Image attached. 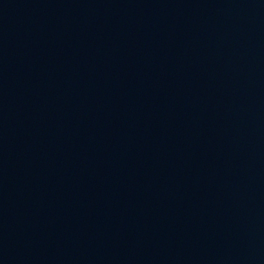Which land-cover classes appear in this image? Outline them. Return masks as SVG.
Listing matches in <instances>:
<instances>
[{
    "label": "water",
    "instance_id": "1",
    "mask_svg": "<svg viewBox=\"0 0 264 264\" xmlns=\"http://www.w3.org/2000/svg\"><path fill=\"white\" fill-rule=\"evenodd\" d=\"M0 264H264V0H0Z\"/></svg>",
    "mask_w": 264,
    "mask_h": 264
}]
</instances>
